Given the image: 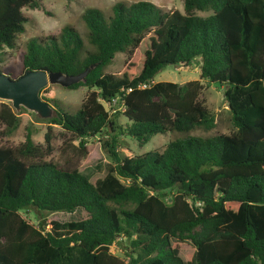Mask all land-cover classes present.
<instances>
[{
	"label": "trees",
	"instance_id": "obj_1",
	"mask_svg": "<svg viewBox=\"0 0 264 264\" xmlns=\"http://www.w3.org/2000/svg\"><path fill=\"white\" fill-rule=\"evenodd\" d=\"M39 3L0 0V71L16 78L28 69L76 74L95 65L69 87H87L80 107L69 112L53 100L57 113L46 122L69 135L66 146L79 159L87 138L106 137L111 162L91 182L72 161L47 160L51 126L44 144L28 131L17 145L0 146V264H264V0H183V12L141 0L116 3L108 17L87 8L86 41L71 26L57 36L32 37L12 74L1 66L3 50L24 31L23 9ZM124 52L120 74L107 73L115 54ZM195 59L200 78L223 87L235 131L188 135L162 149L121 155L120 135L143 144L166 131L214 127L199 99L200 80L154 82L167 65ZM116 96L124 123L99 101ZM18 123L10 103L0 102V134ZM23 209L38 219L43 211L78 209L85 217L50 221L46 230L45 220L32 224ZM173 239L189 240L194 252L180 257ZM115 242L123 258L111 253Z\"/></svg>",
	"mask_w": 264,
	"mask_h": 264
},
{
	"label": "rangeland",
	"instance_id": "obj_2",
	"mask_svg": "<svg viewBox=\"0 0 264 264\" xmlns=\"http://www.w3.org/2000/svg\"><path fill=\"white\" fill-rule=\"evenodd\" d=\"M141 0H40V7L38 8H24L23 12L27 18L24 22V31L17 35L15 46L13 48H4L3 62L1 66L9 69L10 73L17 75L21 68V58L26 50V42L32 37L40 39L48 36H57L64 26H71L76 29L82 38L86 41L87 27L82 19V14L87 8H97L104 16L108 17L112 14V7L116 3L130 4L132 2ZM150 1L159 7L162 11L183 12V0H144ZM200 15L207 14L206 12H198ZM86 47L89 45L85 42ZM144 47H140V53ZM127 60V53H116L112 62L107 66L105 71L111 74H120L121 69ZM200 80L203 89L199 99L203 102L205 107L214 117V127L211 129H204L196 127L189 132H176L166 131L152 136L146 143L140 144L134 138L129 136L120 135L117 142V150L121 155L132 156L140 155L144 152L153 149H162L169 141L182 138L188 135L208 137L217 134L228 135L235 131L230 120V111L225 101L223 94V87L217 84H210L205 79L200 78V64L199 59L193 60L189 65L184 66L181 64H169L155 77L156 81H172L180 85L190 80ZM88 93L87 87L80 85L76 89L69 87H62L56 84H48L40 93L44 99H51L48 103L55 107L53 100H56L59 106L69 112H75L81 105L86 94ZM0 102H7L0 100ZM10 103V102H9ZM11 106V103H10ZM12 107V106H11ZM13 111L17 114L19 123L16 129L11 134L3 136L0 134V146L9 147L17 145L24 140L25 134L30 131L31 138L35 143L44 144V135L51 126V146L52 152L46 157L53 163L66 165L70 161L77 164L80 170L94 182L96 179L101 178L107 172V165L111 162L109 155L103 148V142L106 137H89L86 139L87 154L84 158L79 159L74 152L66 145L69 135L63 132L60 127L55 124L46 122V119H40L32 111L25 108H20L19 111ZM111 115L115 111L120 113L117 115L118 123H124L126 120L121 112L123 107L120 104H115L112 107H107ZM3 128L0 127V131ZM77 140H72L69 143L77 145ZM20 213L30 223L37 225L38 221H44L47 224L46 230L50 228V221H57L64 223L68 221H75L85 217L83 210L78 209L74 212H51L43 211L39 219L35 213L30 209H23ZM119 241V238L118 240ZM173 243L180 245L179 256L184 258L188 254L194 252V247L189 240L179 241L172 240ZM112 254L123 258L122 247L116 242L110 247Z\"/></svg>",
	"mask_w": 264,
	"mask_h": 264
},
{
	"label": "water",
	"instance_id": "obj_3",
	"mask_svg": "<svg viewBox=\"0 0 264 264\" xmlns=\"http://www.w3.org/2000/svg\"><path fill=\"white\" fill-rule=\"evenodd\" d=\"M94 66L90 65L76 74L28 69L16 78H11L0 71V100L10 102L15 111L23 107L40 119H51L56 116L57 110L40 96L41 90L48 84L70 87L84 81Z\"/></svg>",
	"mask_w": 264,
	"mask_h": 264
},
{
	"label": "built area",
	"instance_id": "obj_4",
	"mask_svg": "<svg viewBox=\"0 0 264 264\" xmlns=\"http://www.w3.org/2000/svg\"><path fill=\"white\" fill-rule=\"evenodd\" d=\"M147 85H148V83H143V84L138 85V88H144V87H146ZM129 91H131V88L126 89V92H129ZM99 101H100L101 103H103V105L105 106V108H106V106H107V107H112V106L115 105V104H120V106L124 107V106H123V102H122L120 96H116V97H114L110 102H106V101H104V100H102V99H99ZM107 111L109 112V110H107ZM109 114H111V113L109 112Z\"/></svg>",
	"mask_w": 264,
	"mask_h": 264
}]
</instances>
